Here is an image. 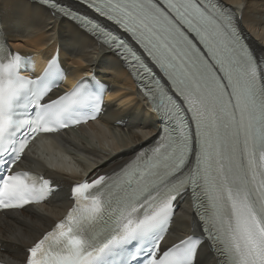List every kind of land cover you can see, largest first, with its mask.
<instances>
[{
	"label": "snow or ice",
	"instance_id": "1",
	"mask_svg": "<svg viewBox=\"0 0 264 264\" xmlns=\"http://www.w3.org/2000/svg\"><path fill=\"white\" fill-rule=\"evenodd\" d=\"M35 2L119 56L154 119L149 146L103 175L66 183L15 170L37 136L97 120L107 85L92 72L53 97L62 61L21 75L30 69L0 26V212L69 205L19 264H199L203 252L214 264H264V49L235 13L220 0ZM181 202L190 230L162 246Z\"/></svg>",
	"mask_w": 264,
	"mask_h": 264
},
{
	"label": "bare ground",
	"instance_id": "2",
	"mask_svg": "<svg viewBox=\"0 0 264 264\" xmlns=\"http://www.w3.org/2000/svg\"><path fill=\"white\" fill-rule=\"evenodd\" d=\"M220 2L235 13L247 42L258 51L264 49V0ZM0 21L8 33V45L17 52L40 53L47 60L57 50L64 69L76 79L95 72L111 87L105 114L99 120L78 132L45 137L48 143H37L38 147L26 155L30 162H22L20 169L75 183L118 168L148 144L152 132L144 131L143 126L152 125L150 117L154 119V114L128 72L106 48L79 39L71 22L53 19L32 0H0ZM68 206L67 201L44 203L30 207L29 212L13 211L0 218V258L19 263L24 249L48 230ZM191 216L190 204L182 202L171 226L170 243L188 234L190 229L185 225H191ZM198 260L199 264H214L207 252Z\"/></svg>",
	"mask_w": 264,
	"mask_h": 264
}]
</instances>
